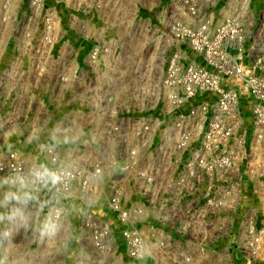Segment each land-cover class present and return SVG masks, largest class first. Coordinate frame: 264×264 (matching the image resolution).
I'll use <instances>...</instances> for the list:
<instances>
[{
	"label": "built area",
	"instance_id": "1",
	"mask_svg": "<svg viewBox=\"0 0 264 264\" xmlns=\"http://www.w3.org/2000/svg\"><path fill=\"white\" fill-rule=\"evenodd\" d=\"M17 3L0 0V12ZM27 6L37 17L45 3ZM74 26L87 35L59 47L55 104L77 110L56 120L53 144L0 155V176L39 164L71 173L40 193L53 201L44 217L59 229L75 217L104 260L124 246L130 264L220 253L232 262L237 252L243 264L264 262V208L237 219L250 190L264 201V38L253 43L237 25L226 38L206 17L140 26L134 38L119 35L123 23ZM78 127L83 142L68 135Z\"/></svg>",
	"mask_w": 264,
	"mask_h": 264
},
{
	"label": "rangeland",
	"instance_id": "2",
	"mask_svg": "<svg viewBox=\"0 0 264 264\" xmlns=\"http://www.w3.org/2000/svg\"><path fill=\"white\" fill-rule=\"evenodd\" d=\"M16 1L21 11L0 12V155L13 149L36 151L42 143L53 144L60 126L56 120L77 110V106L68 103L65 106L63 98L61 106L55 104L59 86L55 61L59 47L63 41L79 42L87 35L84 28L75 24L134 25L130 34L128 29V37L134 36L133 32L140 30V26L151 29L161 22L177 19L194 22L206 17L215 31H230V37L226 32V38L233 37L231 30L235 25L248 28L253 43L264 38V0H44V9L37 17L24 12L31 0ZM242 13L244 18L237 17ZM88 46V42L81 46V57ZM230 51L236 52L233 48ZM68 135L83 142L79 127ZM71 141L67 137V143ZM68 206L72 213L76 212L77 207ZM41 213L33 218L34 222L39 220L38 225L45 219L44 211L42 217ZM25 231L28 234L22 239L26 250L0 251V255L7 257V264H102L105 261L95 251L88 233L81 231L75 217L66 220L54 237L37 236L33 224ZM32 245L36 250L30 251ZM207 255L197 257L195 262L205 260ZM236 255L239 260L241 254ZM223 259L226 257L222 255L219 262Z\"/></svg>",
	"mask_w": 264,
	"mask_h": 264
},
{
	"label": "clouds",
	"instance_id": "3",
	"mask_svg": "<svg viewBox=\"0 0 264 264\" xmlns=\"http://www.w3.org/2000/svg\"><path fill=\"white\" fill-rule=\"evenodd\" d=\"M70 177L71 173L66 170L49 168L45 164L34 165L27 170L12 168L0 176V248L10 244L21 229H30L35 214L43 212L53 202L42 200L40 193L44 190L58 191V186ZM59 227L49 215L40 224V236L54 237ZM0 264H7L6 256L0 255Z\"/></svg>",
	"mask_w": 264,
	"mask_h": 264
},
{
	"label": "crops",
	"instance_id": "4",
	"mask_svg": "<svg viewBox=\"0 0 264 264\" xmlns=\"http://www.w3.org/2000/svg\"><path fill=\"white\" fill-rule=\"evenodd\" d=\"M109 23H123V22H109ZM123 24H125V23H123ZM128 25L130 26V24H127V26ZM127 26L125 24V27H123V29L119 30V35H121L123 37L127 36L128 29H130ZM131 32L132 31L130 30L129 34ZM133 34H134V32H133ZM134 37H135V35L134 36L128 35L127 38H134ZM262 199H263V195L262 194L256 193L254 190H250L249 193L246 195L245 202L243 203V205L239 209V212H238V215H237V219L239 220V218H241L243 213L250 207H256V208L259 207L261 209L264 208V201H261ZM42 200H45V198H43ZM27 234H28L27 231H25L24 229H21L19 231V233L14 236L12 242L10 244H8L7 246H5L4 248H0V251L1 252H3V251H12V252L16 251V252H19V251L26 250V248H25L26 245L24 246V244H23V242L25 243V241L22 238H25V235H27ZM225 244H226V241H223V242L220 243L221 247L225 246ZM34 250H36V249L32 245L30 251H34ZM122 251H123V253L120 254V257L114 258V260L113 259H105V261L102 264H130V260L127 258L124 246H122ZM222 255H223V258L226 257V259H223L225 261L220 263L219 262V258H221ZM208 256L206 257L205 260L198 261L196 264H204V263H207V262L209 264H243V262H242L243 259L240 258L239 260H237L236 259L237 258L236 254H235V256L234 255L231 256L232 257V262H230V258L225 253H220V254H216V255L215 254H211L210 257H208ZM212 256L214 257L213 259H212ZM163 260H165V259L163 258ZM258 264H264V262H261V263H258Z\"/></svg>",
	"mask_w": 264,
	"mask_h": 264
}]
</instances>
